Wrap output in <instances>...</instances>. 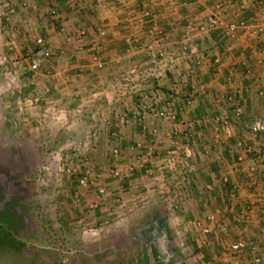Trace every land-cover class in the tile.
<instances>
[{
    "label": "crops",
    "instance_id": "0c3cea01",
    "mask_svg": "<svg viewBox=\"0 0 264 264\" xmlns=\"http://www.w3.org/2000/svg\"><path fill=\"white\" fill-rule=\"evenodd\" d=\"M259 1L0 0L5 90L13 77L32 78L51 91V106L67 112L76 134L95 130L86 136L98 148L116 128L146 174L176 144L189 160L183 204L210 219L218 244L242 243L236 257L225 258L231 264H264V129L251 130L254 118L264 120ZM242 19L251 24L231 32L230 23ZM40 35L54 49L41 69L32 77L30 65L26 77L7 70L29 63ZM143 184L136 182V197Z\"/></svg>",
    "mask_w": 264,
    "mask_h": 264
},
{
    "label": "rangeland",
    "instance_id": "374dc122",
    "mask_svg": "<svg viewBox=\"0 0 264 264\" xmlns=\"http://www.w3.org/2000/svg\"><path fill=\"white\" fill-rule=\"evenodd\" d=\"M10 9L6 18L15 12ZM39 38L50 55L37 68L30 55L28 64L7 70L25 77L28 65L29 76L39 71L54 51L40 35L32 52L39 48ZM0 50L2 67L7 62ZM4 72L0 70V264H145L140 260L148 239L164 242L170 264H231L225 258L237 256L233 240L218 244L210 219L180 199L189 165L165 162L172 151L189 161L176 144L161 158L157 172L147 161L154 168L146 174L145 163L139 170L133 153L124 152L129 141L123 133L109 127L98 148L86 136L95 130L76 134L67 112L51 106V91L44 93L38 82L22 77H13L5 90L9 78ZM169 116L176 122L175 112ZM143 179L139 188L144 190L136 197V182Z\"/></svg>",
    "mask_w": 264,
    "mask_h": 264
},
{
    "label": "built area",
    "instance_id": "2783aa9c",
    "mask_svg": "<svg viewBox=\"0 0 264 264\" xmlns=\"http://www.w3.org/2000/svg\"><path fill=\"white\" fill-rule=\"evenodd\" d=\"M260 4L263 3L262 0L259 1ZM12 12L15 11V8H11L10 9ZM53 14H56V10L53 9L52 10ZM249 26V22L246 19H242L238 22L236 21H232L229 25V29L231 32L238 30L239 28H247ZM255 28V27H254ZM255 33H259V34H263L264 33V25L263 24H257L256 28H255ZM38 46L39 48L32 52L31 54V60H32V67L33 68H37L39 63L44 60L45 58H47L50 55V49L46 46L45 40L43 38H39L38 39ZM227 101H229L231 103V106L233 107V110L236 112H241V106L237 103L235 97L231 94L227 95ZM163 113V112H161ZM227 121V120H226ZM228 122V121H227ZM264 129V120L261 118H254L252 120L251 123V130L255 133L261 131ZM174 152H169V154H167V157L165 159V162H171L172 164L174 162H179L182 161L184 163H186V165H188V162L182 157V156H174ZM191 155V154H189ZM173 161V162H172ZM264 176V174H263ZM85 180L83 179L82 182H84ZM242 246L241 242H233L232 247L235 249H239Z\"/></svg>",
    "mask_w": 264,
    "mask_h": 264
},
{
    "label": "flooded vegetation",
    "instance_id": "af4514ba",
    "mask_svg": "<svg viewBox=\"0 0 264 264\" xmlns=\"http://www.w3.org/2000/svg\"><path fill=\"white\" fill-rule=\"evenodd\" d=\"M154 233V231H151ZM150 232V233H151ZM152 234V233H151ZM153 237H157L154 235ZM146 245L142 248L144 253L143 259L140 260L145 264H170L172 258L169 256V252L165 249L164 242H158L152 239H148V241L144 242ZM157 243V244H156Z\"/></svg>",
    "mask_w": 264,
    "mask_h": 264
},
{
    "label": "trees",
    "instance_id": "16d2710c",
    "mask_svg": "<svg viewBox=\"0 0 264 264\" xmlns=\"http://www.w3.org/2000/svg\"><path fill=\"white\" fill-rule=\"evenodd\" d=\"M228 185H229V183H226V185L224 186V194H225V197H226V199H227V197L229 196V194L231 193V189L229 190V188H228ZM1 218H4V217H1ZM5 219V218H4ZM6 220V219H5Z\"/></svg>",
    "mask_w": 264,
    "mask_h": 264
}]
</instances>
